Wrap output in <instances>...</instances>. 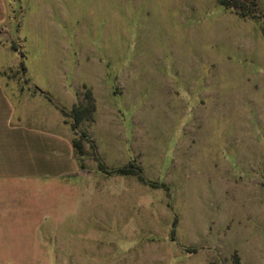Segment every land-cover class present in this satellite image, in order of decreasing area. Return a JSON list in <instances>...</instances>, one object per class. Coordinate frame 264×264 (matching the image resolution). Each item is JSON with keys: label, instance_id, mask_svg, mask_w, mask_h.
<instances>
[{"label": "rangeland", "instance_id": "374dc122", "mask_svg": "<svg viewBox=\"0 0 264 264\" xmlns=\"http://www.w3.org/2000/svg\"><path fill=\"white\" fill-rule=\"evenodd\" d=\"M9 2L79 165L23 264H264V0Z\"/></svg>", "mask_w": 264, "mask_h": 264}, {"label": "crops", "instance_id": "0c3cea01", "mask_svg": "<svg viewBox=\"0 0 264 264\" xmlns=\"http://www.w3.org/2000/svg\"><path fill=\"white\" fill-rule=\"evenodd\" d=\"M9 1L0 0V264H23L37 261L33 235H51L49 221L63 224L65 181L78 177L79 165L52 96L5 77L19 60L10 47ZM23 66L27 77L41 71L26 57Z\"/></svg>", "mask_w": 264, "mask_h": 264}, {"label": "trees", "instance_id": "16d2710c", "mask_svg": "<svg viewBox=\"0 0 264 264\" xmlns=\"http://www.w3.org/2000/svg\"><path fill=\"white\" fill-rule=\"evenodd\" d=\"M78 111H79V110H78L76 107H73V108H72V112H73V113L78 112ZM61 113H62L63 115H65V112L61 111ZM77 120H78V118L75 119V121H77ZM77 122H78V121H77ZM74 128H75V126L73 125L71 130L73 131ZM72 145H73L74 148L77 147V144H76V142H74V141L72 142ZM118 173L122 174V173H124V172H123V170H120V171H118Z\"/></svg>", "mask_w": 264, "mask_h": 264}]
</instances>
